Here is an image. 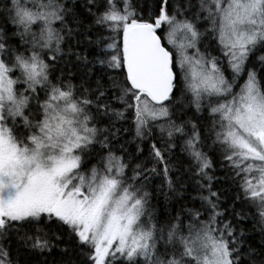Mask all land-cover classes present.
Listing matches in <instances>:
<instances>
[{
	"label": "snow or ice",
	"instance_id": "6c2138e0",
	"mask_svg": "<svg viewBox=\"0 0 264 264\" xmlns=\"http://www.w3.org/2000/svg\"><path fill=\"white\" fill-rule=\"evenodd\" d=\"M0 264H264V0H0Z\"/></svg>",
	"mask_w": 264,
	"mask_h": 264
},
{
	"label": "trees",
	"instance_id": "16d2710c",
	"mask_svg": "<svg viewBox=\"0 0 264 264\" xmlns=\"http://www.w3.org/2000/svg\"><path fill=\"white\" fill-rule=\"evenodd\" d=\"M217 175H220V176L223 178V171L220 170V169H217ZM220 187H222V188H224V189H227V188H228V184H227V182H223V183L220 185ZM148 190H149V191L152 190L151 186L149 187ZM213 190H216V188L214 187ZM156 195L158 196L160 202L163 203V201H164V197H163V195H160L159 193H157ZM221 200H222V201H225V198H224V197H221ZM222 206H223V204H222ZM252 224H253V221H252L251 219H249V220H247V221H244L243 224H242V226L245 227L246 229L251 230V228H252ZM256 239H257V240L259 239V236H258V235H256Z\"/></svg>",
	"mask_w": 264,
	"mask_h": 264
}]
</instances>
